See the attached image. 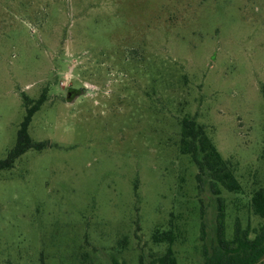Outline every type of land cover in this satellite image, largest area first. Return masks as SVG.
I'll list each match as a JSON object with an SVG mask.
<instances>
[{"label": "rangeland", "instance_id": "rangeland-1", "mask_svg": "<svg viewBox=\"0 0 264 264\" xmlns=\"http://www.w3.org/2000/svg\"><path fill=\"white\" fill-rule=\"evenodd\" d=\"M42 95L46 147L0 171V264H150L170 227L177 264H204L217 197L228 239L264 223V0H0V161ZM183 118L242 194L180 153Z\"/></svg>", "mask_w": 264, "mask_h": 264}, {"label": "trees", "instance_id": "trees-1", "mask_svg": "<svg viewBox=\"0 0 264 264\" xmlns=\"http://www.w3.org/2000/svg\"><path fill=\"white\" fill-rule=\"evenodd\" d=\"M23 101L26 107L25 115L17 130L14 147L7 157L0 161V171L11 169L15 161L27 151L31 149L39 151L46 147L45 143L34 142L29 135L33 115L45 102V96L42 95L34 103H29L26 98ZM179 151L182 155L190 157L199 175L209 179L215 196L220 194V188L228 193L242 194V187L235 176V166L230 160L221 157L204 128L192 119L183 118L180 122ZM217 201L219 206L215 245L209 251L203 249L204 264H264V223L253 231V238L250 237L248 230L241 229L240 224L236 223L232 238L228 239L220 197H217ZM249 204L254 215L264 222V189L254 192ZM177 235V231L172 227L165 231L158 228L154 230L151 235L152 243L163 246L164 249L160 254L152 256L150 264H177L173 250ZM139 264L143 262L140 261Z\"/></svg>", "mask_w": 264, "mask_h": 264}, {"label": "flooded vegetation", "instance_id": "flooded-vegetation-1", "mask_svg": "<svg viewBox=\"0 0 264 264\" xmlns=\"http://www.w3.org/2000/svg\"><path fill=\"white\" fill-rule=\"evenodd\" d=\"M70 92L73 93L72 96H71V99H74V97H76V96H78L80 94V91L74 90L72 88H68L66 94H68Z\"/></svg>", "mask_w": 264, "mask_h": 264}, {"label": "water", "instance_id": "water-1", "mask_svg": "<svg viewBox=\"0 0 264 264\" xmlns=\"http://www.w3.org/2000/svg\"><path fill=\"white\" fill-rule=\"evenodd\" d=\"M72 94H73L72 92L68 93V94H67V96H66V97H67V99H70V98H71V96H72Z\"/></svg>", "mask_w": 264, "mask_h": 264}]
</instances>
